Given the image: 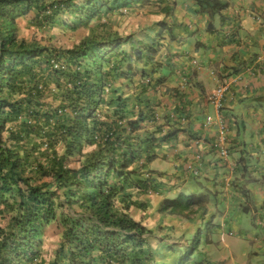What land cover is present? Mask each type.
<instances>
[{
  "label": "trees",
  "instance_id": "trees-1",
  "mask_svg": "<svg viewBox=\"0 0 264 264\" xmlns=\"http://www.w3.org/2000/svg\"><path fill=\"white\" fill-rule=\"evenodd\" d=\"M157 1L0 0V264H186L217 234L207 194L184 195L150 168L178 131H165L145 94L160 82L164 22L129 34L101 23ZM194 5L209 17L227 7ZM28 15L47 44L19 36ZM79 28L72 45L54 42ZM193 206L200 224L182 248L164 218ZM52 224L60 238L46 259Z\"/></svg>",
  "mask_w": 264,
  "mask_h": 264
},
{
  "label": "crops",
  "instance_id": "crops-1",
  "mask_svg": "<svg viewBox=\"0 0 264 264\" xmlns=\"http://www.w3.org/2000/svg\"><path fill=\"white\" fill-rule=\"evenodd\" d=\"M222 1L227 7L212 17L197 13L194 0L153 3L160 17L152 28L165 24L162 67L154 76L160 82L145 94L165 131H178L150 168L171 174L184 195L209 196L206 217L219 229L186 264H223L215 238L226 229L244 231L247 220L254 230L246 237L258 239L253 259L264 264L257 252L264 250V0ZM221 84L226 91L218 109L206 97ZM207 115L214 117L210 124ZM218 119L230 131L225 161L212 147Z\"/></svg>",
  "mask_w": 264,
  "mask_h": 264
},
{
  "label": "rangeland",
  "instance_id": "rangeland-1",
  "mask_svg": "<svg viewBox=\"0 0 264 264\" xmlns=\"http://www.w3.org/2000/svg\"><path fill=\"white\" fill-rule=\"evenodd\" d=\"M121 11V12H120ZM119 13H116L108 18L101 20L104 25V29L110 31H118L121 34L129 33H139L144 28L152 27L154 20H157L160 15L158 10L154 5L152 6H140L132 9H121ZM32 15H28L26 18L19 20V36L24 37L26 40H38L42 44H47V33L40 31L35 28L32 24ZM98 22L91 21L89 23L90 27L97 25ZM86 29L79 28L77 32H67L64 35L61 32L54 33V42L58 44L70 46L72 45L76 38L84 34ZM166 180L168 184H173V177L171 174L167 173ZM175 183V182H174ZM169 194V193H166ZM199 196V195H197ZM189 216H166L164 218L165 224L173 225V230L171 232V243H176L179 247H186L187 240L192 239L195 235L196 226L200 224L199 218L200 214L197 211V207H192V212ZM247 218V217H246ZM248 219V218H247ZM158 220V215L154 213L148 221L150 224H154ZM155 224V228H156ZM253 229V225L250 224V220L246 221V227L244 231L240 232L235 230V232H229L226 229L221 237V235L215 238L214 245L218 247L219 251L224 255L223 264H262L259 261L253 259L252 252L255 248L253 245L258 241L255 234L251 238H247L245 233H250ZM261 233H258L260 236ZM159 235H162L159 232ZM248 235V234H247ZM60 238V231L56 225L52 224L45 228L43 233V256L48 259L54 252L58 241ZM227 244V246H226ZM201 246V244H199ZM199 246V247H200ZM218 250L214 251L215 254L219 253ZM256 252V251H255ZM259 254L263 252L257 251Z\"/></svg>",
  "mask_w": 264,
  "mask_h": 264
},
{
  "label": "built area",
  "instance_id": "built-area-1",
  "mask_svg": "<svg viewBox=\"0 0 264 264\" xmlns=\"http://www.w3.org/2000/svg\"><path fill=\"white\" fill-rule=\"evenodd\" d=\"M226 91L225 84H221L217 86L213 91H211L207 95V101L213 103L216 108L219 109V107L222 104V99L224 96V93ZM157 117V115H155ZM206 123L210 124L214 121V117L211 115H207L205 117ZM217 122V136L214 140V143L212 144L213 149L216 150L219 157H221L222 160H227L228 157V147H229V127L227 122L218 119ZM196 172V171H194Z\"/></svg>",
  "mask_w": 264,
  "mask_h": 264
}]
</instances>
